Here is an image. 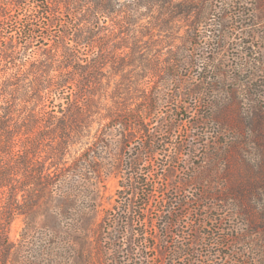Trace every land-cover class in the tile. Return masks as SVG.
<instances>
[{"label": "rangeland", "instance_id": "374dc122", "mask_svg": "<svg viewBox=\"0 0 264 264\" xmlns=\"http://www.w3.org/2000/svg\"><path fill=\"white\" fill-rule=\"evenodd\" d=\"M104 27L93 39L103 42L106 107H133L137 126L127 139L94 116L87 136L66 154L71 163L90 143L98 169L87 168L89 185L76 187L67 202L56 195L49 216L28 219L31 227L16 216L8 231L12 257L24 264H102L104 219L123 196L116 192L129 157L151 132L155 152L134 170L148 174L155 191L134 219L158 224L165 211L173 218L182 213L186 222L202 221L201 232L216 242L197 247L201 260L207 253L221 263L224 254L243 255L246 264H264V0H118ZM117 47L132 71L120 66ZM123 70L131 73L123 77ZM95 173L102 176L96 183ZM180 232L171 227L156 251L143 249L158 254L145 264H169L159 249Z\"/></svg>", "mask_w": 264, "mask_h": 264}, {"label": "trees", "instance_id": "16d2710c", "mask_svg": "<svg viewBox=\"0 0 264 264\" xmlns=\"http://www.w3.org/2000/svg\"><path fill=\"white\" fill-rule=\"evenodd\" d=\"M117 5L118 0H0V264H24L12 257L14 244L8 236L16 216H23L31 227L28 219L37 214L49 216L56 195L67 202L76 187L89 185L87 168L98 169L90 143L71 163L66 154L72 143L87 136L94 116L121 128L127 139L132 136L130 128L137 126L133 107L125 103L106 107L105 63L99 52L103 42L93 39L104 31ZM117 49L120 66L132 71L134 63H125L127 52ZM128 73L123 70V77ZM130 83L133 86L135 81ZM154 138L150 132L139 151L129 157V174L119 180L116 193L123 196L104 219L103 233H107L100 238L102 264L155 260L158 254L147 253L157 250L161 238L166 241L171 227L181 230L179 238L159 249L161 259L167 258L169 264H246L248 258L243 255L224 254L221 263L217 254L207 253L201 260L197 247L216 242L201 232L204 223L199 219L186 222L180 219L182 213L173 218L169 211L158 224L134 219L149 207L155 191L149 187L148 174L134 170L142 169L143 157L154 154ZM94 179L96 183L102 176L95 173ZM182 202L178 198L180 206ZM182 228L193 233L186 236ZM143 249L148 251L144 254Z\"/></svg>", "mask_w": 264, "mask_h": 264}]
</instances>
